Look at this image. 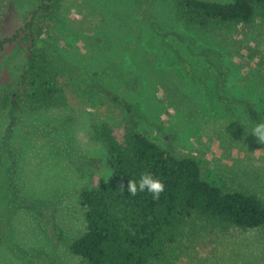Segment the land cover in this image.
I'll return each instance as SVG.
<instances>
[{"label":"rangeland","instance_id":"rangeland-1","mask_svg":"<svg viewBox=\"0 0 264 264\" xmlns=\"http://www.w3.org/2000/svg\"><path fill=\"white\" fill-rule=\"evenodd\" d=\"M33 3L0 0V40L24 26ZM42 27L68 69L82 67L130 106L138 132L175 158H196L211 185L264 202V144L252 135L264 122V21L202 29L178 20L169 0H62ZM25 48L17 40L0 57V170L29 200L16 254L31 264H82L68 248L85 231L79 193L111 175L91 129L106 125L122 143L130 117L54 62L64 107L35 112L15 100ZM0 264H22L1 239ZM155 264H264V229L221 231L197 220Z\"/></svg>","mask_w":264,"mask_h":264},{"label":"trees","instance_id":"trees-1","mask_svg":"<svg viewBox=\"0 0 264 264\" xmlns=\"http://www.w3.org/2000/svg\"><path fill=\"white\" fill-rule=\"evenodd\" d=\"M61 1L34 0L24 26L11 37L0 40V57L5 47L17 40L26 46V59L9 96L35 112L64 107L63 87L50 70L54 62L74 77L80 75L81 86H94L98 93L121 104L131 121L122 143L106 125L91 129L92 138L106 147L111 175L102 185L84 187L79 193L78 204L83 211L85 231L69 243L70 253L80 257L82 264H155L184 236L186 227L197 220L221 231L264 229V202L255 194L225 191L205 181L196 158H175L147 139L137 131V123L132 120V110L126 102L93 83L82 67L72 65L68 69L51 44L41 37L42 25L60 9ZM169 2L178 20L202 29L247 25L255 16L264 21V0ZM41 18L44 20L40 23ZM73 67L77 68L75 72H71ZM9 96L3 97L2 107ZM249 113L254 120H259L254 110L250 109ZM8 159L11 163L12 159ZM4 170H0V239L22 264H31V255L16 254V240L23 224L19 215L29 200L20 195V189L12 183L13 177ZM146 171L165 184L158 200L147 191L136 196L127 191L128 181H139Z\"/></svg>","mask_w":264,"mask_h":264},{"label":"clouds","instance_id":"clouds-1","mask_svg":"<svg viewBox=\"0 0 264 264\" xmlns=\"http://www.w3.org/2000/svg\"><path fill=\"white\" fill-rule=\"evenodd\" d=\"M252 135L260 144H264V122L254 125ZM165 190V184L162 180L155 178L150 172H144L139 181L129 180L127 184V191L129 195L136 196L138 193L147 191L158 200L160 195Z\"/></svg>","mask_w":264,"mask_h":264}]
</instances>
